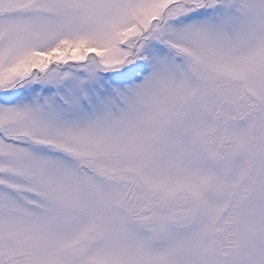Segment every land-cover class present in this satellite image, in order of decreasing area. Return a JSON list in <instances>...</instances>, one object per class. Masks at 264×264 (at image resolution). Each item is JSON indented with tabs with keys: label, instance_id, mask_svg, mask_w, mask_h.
<instances>
[{
	"label": "snow or ice",
	"instance_id": "obj_1",
	"mask_svg": "<svg viewBox=\"0 0 264 264\" xmlns=\"http://www.w3.org/2000/svg\"><path fill=\"white\" fill-rule=\"evenodd\" d=\"M0 264H264V0H0Z\"/></svg>",
	"mask_w": 264,
	"mask_h": 264
}]
</instances>
